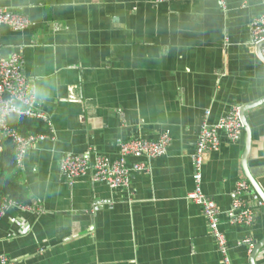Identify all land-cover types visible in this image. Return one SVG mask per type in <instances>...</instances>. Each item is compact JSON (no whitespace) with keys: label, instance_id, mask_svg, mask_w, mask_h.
I'll return each mask as SVG.
<instances>
[{"label":"crops","instance_id":"crops-1","mask_svg":"<svg viewBox=\"0 0 264 264\" xmlns=\"http://www.w3.org/2000/svg\"><path fill=\"white\" fill-rule=\"evenodd\" d=\"M222 1L224 9L221 0H0L30 21L22 31L0 28L1 54L21 55L50 124V138L25 153L21 171L8 177L0 162V180L14 179L41 209L0 216V264H223L202 208L187 198L191 157L202 123L215 125L233 107L240 116L264 98V63L249 44L264 0ZM244 116L246 169L264 196V103ZM161 134L169 149L132 174L127 189L60 170L71 156L116 160L117 138ZM219 135L218 151L204 155L201 190L219 209L230 264H264V203L253 188L244 196L252 226L227 218L246 179L244 127L235 142Z\"/></svg>","mask_w":264,"mask_h":264},{"label":"built area","instance_id":"built-area-1","mask_svg":"<svg viewBox=\"0 0 264 264\" xmlns=\"http://www.w3.org/2000/svg\"><path fill=\"white\" fill-rule=\"evenodd\" d=\"M174 1L176 0H155V3L162 4ZM221 3L224 9L222 0ZM29 25L30 21L23 13L9 11L0 6V28L6 26L14 31H22L27 29ZM249 37V44L252 47L264 41V9L251 22ZM227 42L225 43L226 46ZM262 48L264 50V46ZM18 49L22 51L23 47L19 46ZM1 50L0 42V152L3 144L10 142L13 145L16 171H21L25 153L32 149L36 142L50 138V124L48 116L36 107V88L22 72L23 58L19 53L5 58L2 56ZM12 117L24 118L36 123V129L40 132L35 135L23 136L8 125V120ZM220 132H223L230 142H235L241 137L243 125L239 110L236 107L219 118L213 126H209L206 122L202 123L195 151L191 157L194 190L187 198L202 208L203 217L215 240L223 264H230L226 237L219 228V209L215 202L204 195L201 190L204 155L207 152L218 151L221 140ZM170 144L171 139L167 134H161L153 141L141 138L127 140L117 138L115 145L118 150V158L116 160L109 161L104 156L99 155L94 157L92 161L87 158L71 156L62 160L60 170L62 173L71 176L77 174L86 176L89 172L94 183L106 184L117 190L127 189L130 186L132 174L145 171L148 168V162L162 157L169 149ZM129 157H142L147 163H136L133 166H128L125 159ZM250 190V184L246 179L237 182L234 190V201L227 213L228 223L231 226L244 228L252 226L255 213L244 199L245 194H249ZM9 208H17L23 213L35 215L41 213V209L35 204H22L3 198L0 216L2 217ZM244 243L250 246L252 241L247 238ZM1 261L6 263L7 258H2Z\"/></svg>","mask_w":264,"mask_h":264},{"label":"trees","instance_id":"trees-1","mask_svg":"<svg viewBox=\"0 0 264 264\" xmlns=\"http://www.w3.org/2000/svg\"><path fill=\"white\" fill-rule=\"evenodd\" d=\"M8 125L16 129L23 136L35 135L38 132L32 127V122L24 118L12 117L8 120ZM0 162H6L8 177L11 175V172H16L13 145L10 142L3 144L0 152ZM3 198L22 204H28L29 202L26 189L18 185L12 178L0 180V206Z\"/></svg>","mask_w":264,"mask_h":264},{"label":"water","instance_id":"water-1","mask_svg":"<svg viewBox=\"0 0 264 264\" xmlns=\"http://www.w3.org/2000/svg\"><path fill=\"white\" fill-rule=\"evenodd\" d=\"M263 46H264V41L258 43L255 46V48H256V52H257L258 58L264 63V55L261 52V49H262ZM263 103H264V98L259 100V101H257V102H255V103L249 104L248 106H245V108H242L241 112H240V118H241L242 125H243L245 133H246L245 150H244L243 158H242L244 174H245V177H246L248 183L250 184V187L253 188V190L255 191V194L259 197L261 203L262 202L264 203V196L261 193V191L259 190V187L257 186L256 182L254 181V179L252 178V176L249 174L248 170L246 169V157H247L248 147H249V130H248V127H247V124H246L244 112L247 111L248 109H251L253 107L259 106V105H261ZM256 250L257 249L254 250V252L252 253V256H254V253H255ZM250 264H252L251 260H250Z\"/></svg>","mask_w":264,"mask_h":264}]
</instances>
